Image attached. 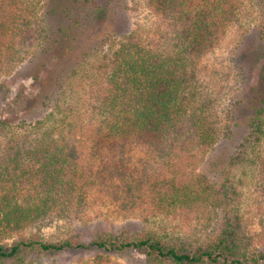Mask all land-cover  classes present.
<instances>
[{"label": "trees", "instance_id": "trees-1", "mask_svg": "<svg viewBox=\"0 0 264 264\" xmlns=\"http://www.w3.org/2000/svg\"><path fill=\"white\" fill-rule=\"evenodd\" d=\"M117 1L0 0V100L24 74L41 110L30 120L0 117V264H43L49 253L86 248L137 251L145 264H264L241 210L251 172L264 215V54L256 74L243 70L229 107L222 80L204 84L202 66L231 25L250 30L253 10L264 52V0H145L159 17L147 35L108 22ZM226 141L232 148L216 153ZM130 145L148 154L140 168L105 160L96 168L95 158L124 157ZM96 186L130 209L214 226L193 238L43 235L78 217Z\"/></svg>", "mask_w": 264, "mask_h": 264}, {"label": "rangeland", "instance_id": "rangeland-1", "mask_svg": "<svg viewBox=\"0 0 264 264\" xmlns=\"http://www.w3.org/2000/svg\"><path fill=\"white\" fill-rule=\"evenodd\" d=\"M104 1V0H103ZM116 9V10H115ZM114 10L107 19L114 23L119 30L128 28H140L144 35L151 34L159 22V17L152 12L145 0H118ZM252 22L250 30L244 31L247 25L239 27L231 25L226 37L219 45L206 55L202 60L205 66L207 80L204 84L221 79L225 87V107H229L238 97L239 90L243 84V70L253 68V74L258 72L262 62V54L259 46V36L256 24L260 22L258 11H252ZM110 17V18H109ZM104 21V20H103ZM105 22V21H104ZM245 23V20L243 21ZM115 26V25H114ZM121 32V31H119ZM244 67V69H243ZM242 68V69H241ZM32 78L22 74L8 85L11 90L3 92L4 97L0 100V117L7 116L18 120L25 117L27 120L40 115L34 107L35 98L32 85ZM214 84V83H211ZM7 90L6 88L3 91ZM229 142L220 144L216 153L220 154L223 149L229 151L232 146L227 147ZM126 149L124 157L114 152H109L95 158V166L103 160L109 165L128 163L130 166L141 167L143 158L148 157L143 146L130 145ZM102 160V161H100ZM128 161V162H125ZM198 166V164L196 165ZM207 167V166H206ZM200 168V167H198ZM250 172V171H249ZM255 174V173H254ZM211 176V174H210ZM212 179V178H211ZM242 188L241 210L246 223L247 233L253 238V242L259 248L264 245V215L261 213L263 204L259 194L258 181L249 173V180ZM117 193L108 189L100 191L99 187H93L89 191L88 206L77 217L66 220H59L50 226L45 227L42 232L47 238H58L68 235L73 231H80L85 239H91L98 233L112 231L120 235H133L144 230L187 232L193 237H202L212 231L214 224L208 223L206 219L200 221L195 218L191 222L183 218L166 216L154 213L143 207L130 209L126 207L117 197ZM215 220H213L214 222ZM17 233L12 232L6 241H11ZM143 255L137 251L125 253L106 252L95 248L72 249L65 252H52L42 257L43 264H145Z\"/></svg>", "mask_w": 264, "mask_h": 264}]
</instances>
